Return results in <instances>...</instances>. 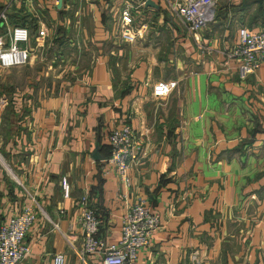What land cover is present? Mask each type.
I'll list each match as a JSON object with an SVG mask.
<instances>
[{"label": "crops", "instance_id": "obj_1", "mask_svg": "<svg viewBox=\"0 0 264 264\" xmlns=\"http://www.w3.org/2000/svg\"><path fill=\"white\" fill-rule=\"evenodd\" d=\"M144 1L0 0V29L25 24L31 45L39 25L46 32L26 64L0 69L11 72L0 100V164L10 174L0 166V224L23 205L35 211L19 264H51L55 253L79 264L82 196L106 244L137 199L158 215L136 264H264V60L240 79L225 57L239 26L264 27V0L217 2L194 33L172 9L181 0ZM125 7L132 41L120 36ZM157 81L175 87L154 99ZM123 123L141 152L128 186L91 158Z\"/></svg>", "mask_w": 264, "mask_h": 264}, {"label": "built area", "instance_id": "obj_2", "mask_svg": "<svg viewBox=\"0 0 264 264\" xmlns=\"http://www.w3.org/2000/svg\"><path fill=\"white\" fill-rule=\"evenodd\" d=\"M230 0H181L172 3L174 13L181 19L185 29L194 33L203 28L213 18L217 2ZM4 9L0 10V20L5 22ZM132 14L129 7L120 10V36L125 41L134 39L131 26ZM46 32L43 26L36 29L33 45L25 24H13L0 29V69L21 66L28 62L31 47L42 46ZM31 45V47H30ZM232 61L233 69L240 79L253 74L264 60V27L250 31L244 26L236 30L234 44L225 52ZM175 87L174 81H157L151 86L154 99L164 97ZM107 156L100 158V172L103 177L114 176L124 185H129L127 170L138 161L140 147L128 123L111 129L107 134ZM63 196L68 186L61 179ZM77 224L81 234V244L74 250L79 264H136L138 251L147 248L152 232L158 227L159 219L141 199H137L121 216L117 243L106 244L98 235L100 220L94 210L86 204L85 196L79 199ZM61 212V211H60ZM35 220L32 204L23 205L0 224V264H19L30 254V245L24 241L26 231ZM51 264H66L63 254L52 255Z\"/></svg>", "mask_w": 264, "mask_h": 264}, {"label": "rangeland", "instance_id": "obj_3", "mask_svg": "<svg viewBox=\"0 0 264 264\" xmlns=\"http://www.w3.org/2000/svg\"><path fill=\"white\" fill-rule=\"evenodd\" d=\"M49 46L50 45H47V46H44V47H46V48H49ZM45 60H46V58H44ZM17 70V69H16ZM2 71H0V78L2 79V81L4 80V79H6L9 75H10V71H7V72H4V73H1ZM14 72V71H13ZM14 76L16 75L15 73L13 74ZM11 76V75H10ZM10 78V77H9ZM16 79V78H15ZM13 80L12 81V83L11 84H16V80ZM7 80V79H6ZM6 80H4V82L2 83L1 81H0V100H2L3 99V96H4V98L5 97H7L8 96V90L9 89H7L8 87H7V85H6ZM11 80V79H10ZM8 84V83H7ZM15 87V89H16V86H11V88H14ZM0 166H1V168H3V171L6 173V174H8V176L10 175L9 174V170H7V169H9V167L8 168H6V167H4L3 165H1L0 164Z\"/></svg>", "mask_w": 264, "mask_h": 264}, {"label": "water", "instance_id": "obj_4", "mask_svg": "<svg viewBox=\"0 0 264 264\" xmlns=\"http://www.w3.org/2000/svg\"><path fill=\"white\" fill-rule=\"evenodd\" d=\"M57 3L59 4V3H60V0H57ZM144 4H145V5H148V6H154L150 0H145V1H144ZM91 158H92L93 160H95V161L100 160V158L97 156V153H96L95 150L92 152V154H91Z\"/></svg>", "mask_w": 264, "mask_h": 264}, {"label": "trees", "instance_id": "obj_5", "mask_svg": "<svg viewBox=\"0 0 264 264\" xmlns=\"http://www.w3.org/2000/svg\"><path fill=\"white\" fill-rule=\"evenodd\" d=\"M20 24H23V23H20ZM107 149H108V147H107ZM107 154H108V150H107V152L104 154L103 157L107 156ZM103 157H102V158H103Z\"/></svg>", "mask_w": 264, "mask_h": 264}]
</instances>
